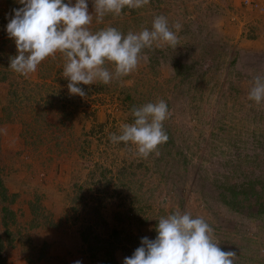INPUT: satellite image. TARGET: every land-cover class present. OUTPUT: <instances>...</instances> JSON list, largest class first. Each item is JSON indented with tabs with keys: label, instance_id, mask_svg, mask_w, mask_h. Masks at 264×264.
I'll use <instances>...</instances> for the list:
<instances>
[{
	"label": "rangeland",
	"instance_id": "1",
	"mask_svg": "<svg viewBox=\"0 0 264 264\" xmlns=\"http://www.w3.org/2000/svg\"><path fill=\"white\" fill-rule=\"evenodd\" d=\"M87 2L92 32L151 30L163 15L178 44L156 41L129 75L70 95L59 52L27 76L9 68L18 52L6 26L23 5L0 0V179L17 194L0 264H103L108 250L124 264L175 213L203 218L234 264H264V101L249 99L264 77V12L245 0H149L98 22ZM161 99L166 143L144 158L110 141L134 106Z\"/></svg>",
	"mask_w": 264,
	"mask_h": 264
},
{
	"label": "clouds",
	"instance_id": "2",
	"mask_svg": "<svg viewBox=\"0 0 264 264\" xmlns=\"http://www.w3.org/2000/svg\"><path fill=\"white\" fill-rule=\"evenodd\" d=\"M23 5L14 9L6 31L13 39L18 54L10 58V69L27 76L38 65L59 52L64 58L62 76L69 83L70 95L86 96L79 85L96 82L109 84L133 72L139 55L154 42L163 41L171 47L178 44L177 35L170 29L163 15L153 20L152 29L138 33L123 34L115 27H106L96 32L89 29L93 15L89 14L87 0H18ZM98 22L105 14L119 15L125 8L139 9L149 0H93ZM173 27L179 31L180 24ZM109 62L114 71L105 65ZM249 99L264 101V77L255 76ZM134 122L124 124L120 134L113 133L112 143H131L137 154L147 158L159 145L166 143L168 135L163 122L168 116L164 100L146 103L132 108ZM156 227L154 240L142 238L141 246L132 256L124 258V264H234V251H223L212 235V228L203 218L190 214L175 213L161 217ZM75 264H82L76 261Z\"/></svg>",
	"mask_w": 264,
	"mask_h": 264
},
{
	"label": "trees",
	"instance_id": "3",
	"mask_svg": "<svg viewBox=\"0 0 264 264\" xmlns=\"http://www.w3.org/2000/svg\"><path fill=\"white\" fill-rule=\"evenodd\" d=\"M244 186V183H240V184H234L230 187H227V190L231 191L232 193H237L234 190V187H241ZM16 196L17 194L15 193H9L8 188L6 187V185L3 183V181L0 179V201L5 203L2 206V210L0 213V259H5L2 258L3 256L1 255L2 252L4 251V249L6 248L5 246L7 245L6 243L9 242L11 243L14 238H15V233L10 229V223H14L16 222V215L15 212L12 211L9 207V205L11 203H14L16 201ZM234 196V197H233ZM227 199L226 202L232 206L233 208H237V201H236V197L234 194H232L231 198L229 197H225ZM1 225L4 226L5 230L2 232L1 230ZM114 235L117 234L116 230H113L112 232ZM81 236L84 240V242L89 243V250L91 252V255H93L94 257L97 255L95 248L96 246L94 244H92L91 239H90V232L88 233L87 231H82L81 232ZM92 237V236H91ZM95 238V236L93 237ZM97 238V237H96ZM110 242V240H108ZM112 241V240H111ZM103 264H117L116 259L114 258V255L112 253V251L108 250L106 252L105 255V260L103 262Z\"/></svg>",
	"mask_w": 264,
	"mask_h": 264
},
{
	"label": "built area",
	"instance_id": "4",
	"mask_svg": "<svg viewBox=\"0 0 264 264\" xmlns=\"http://www.w3.org/2000/svg\"><path fill=\"white\" fill-rule=\"evenodd\" d=\"M246 4H251L256 10L264 12V0H245Z\"/></svg>",
	"mask_w": 264,
	"mask_h": 264
}]
</instances>
